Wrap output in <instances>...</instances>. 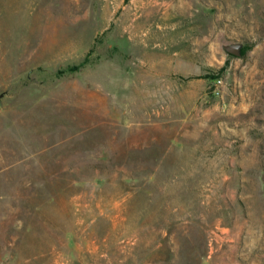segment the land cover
<instances>
[{
  "label": "rangeland",
  "instance_id": "obj_1",
  "mask_svg": "<svg viewBox=\"0 0 264 264\" xmlns=\"http://www.w3.org/2000/svg\"><path fill=\"white\" fill-rule=\"evenodd\" d=\"M0 264H264V0H0Z\"/></svg>",
  "mask_w": 264,
  "mask_h": 264
},
{
  "label": "water",
  "instance_id": "obj_2",
  "mask_svg": "<svg viewBox=\"0 0 264 264\" xmlns=\"http://www.w3.org/2000/svg\"><path fill=\"white\" fill-rule=\"evenodd\" d=\"M238 46L239 45L237 43H232V44L226 45L225 50L229 54L236 55V54H238Z\"/></svg>",
  "mask_w": 264,
  "mask_h": 264
}]
</instances>
